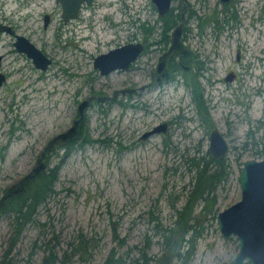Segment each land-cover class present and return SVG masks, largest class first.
Instances as JSON below:
<instances>
[{
  "label": "rangeland",
  "instance_id": "obj_1",
  "mask_svg": "<svg viewBox=\"0 0 264 264\" xmlns=\"http://www.w3.org/2000/svg\"><path fill=\"white\" fill-rule=\"evenodd\" d=\"M210 1L211 7L220 5ZM185 2L196 8V0ZM234 6L243 26L229 20L216 38L212 25L199 37L197 18L185 21L194 59L206 65L198 80L211 122L229 144L225 160L231 168L215 190L213 207L202 211L200 200L194 205L191 221L201 234L188 264H232L238 240L222 235L216 216L240 199L244 162L264 154V0H236ZM45 13L51 17L46 27ZM158 18L151 0H94L66 23L56 0H0V22L52 59L47 69L37 68L14 46L13 33L0 32V71L6 76L0 85V195L71 125L79 102L90 100L83 133L69 147L35 221L14 240L13 215L0 214V259L11 242L14 264H100L112 250L133 264L145 236L151 241L148 254L161 255L155 229L171 226L176 208L185 203L194 174L184 157L205 153L208 133L178 72L157 87L143 88L162 49L154 42L160 38ZM136 41L147 47L129 68L101 74L94 67L96 55ZM228 69L238 74L236 80L222 79ZM162 122L168 124L165 132L142 138ZM55 149L46 168L67 152ZM85 239L87 248L78 249ZM51 256L64 263L51 262Z\"/></svg>",
  "mask_w": 264,
  "mask_h": 264
},
{
  "label": "water",
  "instance_id": "obj_2",
  "mask_svg": "<svg viewBox=\"0 0 264 264\" xmlns=\"http://www.w3.org/2000/svg\"><path fill=\"white\" fill-rule=\"evenodd\" d=\"M61 3L62 17L66 22L70 18H76L80 4L86 2L90 4L92 0H57ZM158 7V12L163 15L170 7L172 0H152ZM48 15H45V24ZM184 15L181 14L179 21L170 32V42L168 48L159 56L154 70L150 76L148 86H154L166 82L171 78V71L168 60L172 55L181 57L187 53L188 48L182 40ZM12 33L10 25L0 22V32ZM13 42L14 46L24 52L33 61V64L42 70L47 69L52 59L40 48L33 44L27 37L16 34ZM144 49L140 41L127 42L94 57L93 65L101 74H107L115 69H127L137 60L139 54ZM0 54V61H1ZM230 78V77H228ZM6 79L4 73L0 71V85ZM89 97L79 102L77 106V117L65 130L54 135L48 147L67 143L74 140L80 132V127L86 121L85 109L88 105ZM167 123L162 122L142 134L146 138L154 133L165 132ZM208 151L216 159L225 157L228 144L217 128L212 129L209 135ZM46 163L39 161L31 170L25 173L19 180L8 185L7 190L0 196V207L5 200L14 195H21L25 192V183L35 178ZM240 183V199L220 210L217 213V226L225 237L234 236L238 240V252L232 259V264H243L249 261L252 264H264V156L260 159H247L240 169L238 176Z\"/></svg>",
  "mask_w": 264,
  "mask_h": 264
},
{
  "label": "trees",
  "instance_id": "obj_3",
  "mask_svg": "<svg viewBox=\"0 0 264 264\" xmlns=\"http://www.w3.org/2000/svg\"><path fill=\"white\" fill-rule=\"evenodd\" d=\"M161 21V31L159 35L162 40L166 42L168 39V31L174 26L179 19V14L170 13L169 15H159L158 18ZM150 33L153 30V26L146 28ZM172 74L174 78L175 73L178 72L184 79V82L188 84L192 100L196 106L199 118L204 120L205 124L209 121L210 115L208 113L207 105L202 97V88L196 74L189 75L187 71L172 57L171 59ZM81 130L80 135H82ZM75 138L67 143H59L55 147H64L67 152L62 154L60 159L51 166L42 170L35 179L30 180L27 185V190L21 196H15L8 199L7 204L1 212L11 213L13 215L12 226L13 235L12 238L16 240L25 226L28 223H32L36 219L37 208L47 198V196L53 191V184L57 179L58 169L66 157L69 147L78 140ZM87 139V138H86ZM90 140V139H87ZM247 143H245L246 145ZM53 149V152L56 149ZM264 148V144H263ZM57 154V151L56 153ZM0 156L2 154L0 153ZM264 154L262 155V157ZM50 154H46L45 162L49 160ZM184 162L187 164V168L193 171V183L188 190L185 203L181 208H176V215L173 224L169 227H156L155 234L161 238V255L155 256L148 254V247L151 241L148 236H145L144 245L138 248V255L132 260L133 264H188L191 256L194 253L195 244L197 238L201 232L195 224L191 221L192 211L194 210L195 203L201 201V210L205 211L209 207H213L216 195L215 190L217 187L225 182L231 172V168L226 163L225 157L222 159L213 158L206 150L205 153H194L190 156L184 157ZM210 210V209H209ZM156 224L155 226H158ZM81 234L78 235V238ZM159 240H157L158 242ZM88 240L78 243V249L84 250L88 246ZM10 242L6 248L0 264H14L12 257L9 255L12 246ZM64 256L65 253L63 254ZM51 262L58 261L54 256L49 258ZM61 263L64 260L60 258ZM100 264H129L121 255H114V250L100 263Z\"/></svg>",
  "mask_w": 264,
  "mask_h": 264
},
{
  "label": "flooded vegetation",
  "instance_id": "obj_4",
  "mask_svg": "<svg viewBox=\"0 0 264 264\" xmlns=\"http://www.w3.org/2000/svg\"><path fill=\"white\" fill-rule=\"evenodd\" d=\"M57 1V0H56ZM241 1V0H240ZM57 2H59V1H57ZM93 2H94V0H92L91 1V3L90 4H87L86 2H82L81 4H80V7H79V10H78V13H77V16H76V18L79 16V14L82 12V10H83V8L84 7H90L92 4H93ZM172 2H173V0H172ZM235 2H236V0H214V3L215 4H220L219 6H217V5H214L213 7H211L210 6V4H211V1L210 0H196V8H193L194 7V5L193 4H191V3H189V2H185V3H183V0H182V5H178V6H173V4L171 3V5H170V7H169V9L162 15V16H164V15H169L170 13H173V14H179V19H180V16H181V14H183L184 15V23H183V26H184V28H183V33H182V40L184 41V43L186 44V47L188 48V51H187V53H185L184 55H182L181 57H179V56H175V55H172L170 58H169V60H168V66H169V68H170V71H171V74H172V68H171V59H172V57H174V59L176 60V62H178L186 71H187V73H189V75L191 74V75H193V74H196L197 75V77L199 78L201 75H203V73H204V71H202V69H204V68H206V65L205 64H203V62H200L198 59L197 60H195L194 59V57H196V55L194 54V52H193V50H192V48H191V42H192V36L191 35H189V33H191V31H190V28L188 27V25H187V22L185 23V21L187 20H189V17L191 16H195L196 18H197V22H198V33H197V36H199V37H203L204 35H205V32H204V28H206V26H208V25H212V27H211V33H212V36H214L215 38L218 36V34L223 30V28H225V26H227L226 24H227V21H229V20H231V24L233 25H240V24H242V23H238L239 22V19L237 20V18H236V13H235V10H234V8H235V6H234V4H235ZM60 3V2H59ZM242 3H243V0H242ZM61 4V3H60ZM151 5H152V7L157 11V13H158V15H160L159 14V12H158V7H157V5L151 0ZM244 6V5H243ZM62 8V7H61ZM209 9V11L207 12V13H205V9ZM245 8V7H244ZM246 9V8H245ZM199 10H202V13H200V14H202V15H198L197 16V14H196V12L197 11H199ZM218 13H219V15L221 16V18L220 17H218L217 15H218ZM45 15H48V21H47V23L45 24ZM43 19H44V27H46V26H48V24L50 23V21H51V17H50V15L49 14H47V13H45L44 14V17H43ZM72 18H70V19H68L66 22H68V21H70ZM178 19V20H179ZM62 20H63V17H62ZM63 22L64 23H66L64 20H63ZM177 24V23H176ZM175 24V25H176ZM8 25H10V24H8ZM174 25V26H175ZM174 26H172L171 28H170V32H171V30H172V28L174 27ZM240 26H243V25H240ZM10 27L12 28V26L10 25ZM236 28V27H235ZM12 30H13V28H12ZM14 31V30H13ZM170 32L168 31V39H166V42L164 41V40H162L161 39V37L158 39V40H154V42L155 43H158V44H162V49H161V51H159V55H158V57H157V59H156V62H157V60H158V58H159V56L168 48V46H169V42H170ZM13 33V32H12ZM14 34V33H13ZM14 35H16V34H14ZM211 35V34H210ZM245 41L246 40H244L243 39V42H244V45H245ZM140 42H142V41H140ZM201 42V39H200V41H199V43ZM143 43V45H144V49L142 50V52L139 54V56L146 50V47H147V44L146 43H144V42H142ZM246 46V45H245ZM138 56V57H139ZM259 56V55H258ZM238 57H239V54H238ZM193 58V59H192ZM197 58V57H196ZM156 62H155V64H156ZM196 63L198 64V65H196ZM205 63V62H204ZM206 63H207V61H206ZM154 67H155V65H154ZM153 70H154V68H153ZM153 70H152V72H153ZM201 71V72H200ZM152 72H151V74H152ZM226 75L224 76V78H222L225 82H232L233 80H236V78L238 77V74L235 72V70H232V69H228V70H226ZM151 74H150V76H151ZM228 77H230V78H228ZM171 79V78H170ZM169 79V80H170ZM150 80V79H149ZM5 81V80H4ZM3 81V82H4ZM168 81V80H167ZM184 81V80H183ZM149 82V81H148ZM147 82V83H148ZM200 82V81H199ZM146 83V84H147ZM163 83H165V82H163ZM185 83V82H184ZM144 85L143 86V88H154V87H157V86H159L160 84H158V85H154V86H148V85ZM162 84V83H161ZM185 85H186V87H187V89H189V91H190V88H189V86H188V84H186L185 83ZM200 85H201V83H200ZM202 88V87H201ZM202 97H203V99L205 100V102H206V105H207V109H208V107H209V104H208V100L207 99H205L204 98V96H203V88H202ZM90 101V100H89ZM88 104H89V102H88ZM88 106V105H87ZM195 111L197 112V110L195 109ZM208 113H209V115H210V111H209V109H208ZM197 114H198V112H197ZM77 117V116H76ZM200 119V118H199ZM200 123L204 126V128H205V132L206 133H208V138H209V135H210V132L212 131V129H214V128H217L216 126H214V124L211 122V116H210V119H209V121L205 124V122H204V120H202V119H200ZM84 125H85V123H83L82 125H81V127H80V132H81V130H83V128H84ZM167 126H168V124H167ZM218 129V128H217ZM219 130V129H218ZM220 131V133H221V135L225 138V136H224V134H223V132L221 131V130H219ZM80 132H79V135L77 136V138H80L81 137V135H80ZM56 135V134H55ZM225 140H226V142H227V139L225 138ZM50 141V140H49ZM49 143V142H48ZM208 143H209V139H208ZM59 144V143H58ZM58 144H54V145H52V146H50V147H47V146H44V148H42L41 149V151L39 152L40 154H38V159H37V162L34 164V166L35 165H37V163L41 160V161H43V162H45V156H46V154H52L53 153V149H54V147L56 146V145H58ZM227 144H228V142H227ZM56 148V147H55ZM208 149V148H207ZM228 149H229V144H228V148H227V151H228ZM208 151V150H207ZM209 152V151H208ZM227 153V152H226ZM209 154L211 155V153L209 152ZM226 156V155H225ZM3 156H0V158H2ZM46 163V162H45ZM34 166H32L31 168H30V170L34 167ZM44 169H46V166H45V168ZM43 169V170H44ZM29 171V170H28ZM27 171V172H28ZM42 171V170H41ZM40 171V172H41ZM26 172V173H27ZM22 177V176H21ZM20 177V178H21ZM20 178H18V179H15L14 181H12V183L13 182H15L16 180H19ZM36 178V177H35ZM35 178H32V179H29L26 183H25V191L27 190V185H28V182L30 181V180H33V179H35ZM11 184V183H10ZM10 184H8V185H10ZM8 185H7V187H8ZM7 187H6V189H5V191L7 190ZM4 191V192H5ZM4 192H2L1 193V195L4 193ZM25 193V192H24ZM23 193V194H24ZM0 195V196H1ZM22 195V194H21ZM21 195H14L13 197H15V196H21ZM13 197H9L8 199H10V198H13ZM8 199H6L5 200V203H4V205L2 206V207H0V214H2V213H4V212H1L2 211V209H4L5 208V206H6V204H7V201H8Z\"/></svg>",
  "mask_w": 264,
  "mask_h": 264
}]
</instances>
